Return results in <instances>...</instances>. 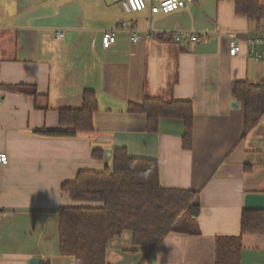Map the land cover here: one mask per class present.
Listing matches in <instances>:
<instances>
[{"label": "crops", "instance_id": "obj_1", "mask_svg": "<svg viewBox=\"0 0 264 264\" xmlns=\"http://www.w3.org/2000/svg\"><path fill=\"white\" fill-rule=\"evenodd\" d=\"M123 22L142 35L137 42L119 30ZM178 30L209 37L175 42ZM107 31L116 36L110 47ZM263 33L264 22L238 14L234 0L156 15L125 14L111 0H0V152L9 156L0 163V264H76L60 250V209L102 203L74 200L62 185L111 166L115 148L157 160L164 188L200 191L201 233L171 232L142 262L145 251L125 231L110 241L107 263L216 264L217 238L241 233L246 194L264 193V114L244 135L245 106L233 96L237 82L264 78V61L245 43ZM232 38L242 44L235 56ZM86 90L98 98L93 131L41 133L60 127V110L81 108ZM145 98L193 104L191 148L184 120L161 117L153 131L147 114L129 110ZM241 264H264V234L243 236Z\"/></svg>", "mask_w": 264, "mask_h": 264}, {"label": "trees", "instance_id": "obj_2", "mask_svg": "<svg viewBox=\"0 0 264 264\" xmlns=\"http://www.w3.org/2000/svg\"><path fill=\"white\" fill-rule=\"evenodd\" d=\"M238 14L264 22V5L259 0H234ZM234 98L245 106V133L250 132L264 114V78L235 84ZM98 109L95 90L83 93L79 109L60 110V127L41 130L52 136H75L94 130L93 115ZM132 112L147 114L148 127L157 131L161 117L185 122L183 143L193 144L194 110L190 101H165L145 98L130 104ZM95 149L93 155L101 156ZM74 200L102 203L100 206H66L60 209V250L73 255L76 264H108L110 241L131 231L135 246L145 251L142 262L151 255L171 232L200 234V191L167 189L160 182L159 162L129 156L125 148H115L113 164L101 171L80 170L77 177L62 185ZM246 234H264V210L243 211L241 233L217 238L216 264H241L242 238ZM141 262V263H142Z\"/></svg>", "mask_w": 264, "mask_h": 264}, {"label": "built area", "instance_id": "obj_3", "mask_svg": "<svg viewBox=\"0 0 264 264\" xmlns=\"http://www.w3.org/2000/svg\"><path fill=\"white\" fill-rule=\"evenodd\" d=\"M112 4L118 5L122 8L125 14L136 13L148 9L152 15L164 13L168 14L177 10L189 8L194 0H111ZM128 30L133 35V41L137 42L141 38V34L137 33V30L132 28L127 22H123L119 27V30ZM149 35H153V30H150ZM209 37L208 32H198L196 30H178L173 33V40L175 42H199L202 37ZM65 32L60 31L57 35V39H63ZM116 41V36L112 32H105L102 37V42L105 47H110ZM245 43L250 46L249 55L256 60L264 61V33L257 34L246 39ZM242 51V44L236 38H232L230 42V54L235 56ZM3 55L0 50V60ZM2 101L0 100V105ZM9 156L5 152H0V163L7 164ZM2 260V254L0 252V261Z\"/></svg>", "mask_w": 264, "mask_h": 264}, {"label": "water", "instance_id": "obj_4", "mask_svg": "<svg viewBox=\"0 0 264 264\" xmlns=\"http://www.w3.org/2000/svg\"><path fill=\"white\" fill-rule=\"evenodd\" d=\"M234 105H238L235 103ZM245 209L246 210H256L262 211L264 210V193H247L245 196ZM195 216H199L200 211L193 212ZM39 262L38 258H34L31 261V264H36Z\"/></svg>", "mask_w": 264, "mask_h": 264}]
</instances>
